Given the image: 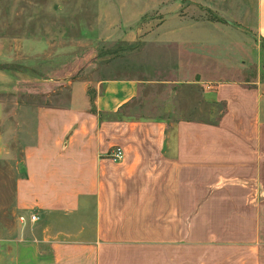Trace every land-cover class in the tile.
Listing matches in <instances>:
<instances>
[{
	"label": "crops",
	"instance_id": "obj_1",
	"mask_svg": "<svg viewBox=\"0 0 264 264\" xmlns=\"http://www.w3.org/2000/svg\"><path fill=\"white\" fill-rule=\"evenodd\" d=\"M257 17L255 31L264 40V0ZM160 82L170 94L157 118L126 112L142 91L135 79H106L75 91L65 106L24 114L32 123L21 128L16 208L39 219L22 222L30 236L18 241L9 264H264V208L240 205L237 223L186 225L183 219L221 214L193 206L213 200L216 187L229 198L237 182L245 194L264 195L261 88L257 82ZM198 85L201 107L185 114L176 98ZM203 107L206 115L196 114ZM215 117L216 124L203 120ZM7 139L0 101V159ZM116 146L125 151L118 162L111 159ZM248 210L255 214L252 237L242 226ZM231 229L241 232L238 240L225 235Z\"/></svg>",
	"mask_w": 264,
	"mask_h": 264
},
{
	"label": "rangeland",
	"instance_id": "obj_2",
	"mask_svg": "<svg viewBox=\"0 0 264 264\" xmlns=\"http://www.w3.org/2000/svg\"><path fill=\"white\" fill-rule=\"evenodd\" d=\"M259 5L260 0H0V101L8 114L7 154L0 159V264H9L18 241L30 236L16 208L21 128L29 130L32 123L24 114L65 106L75 91L83 94L106 79L142 83L140 97L126 107L137 117L159 116L170 94L160 81L168 80L242 87L257 82L264 111V40L255 31ZM201 88L179 92L182 112L201 107ZM207 109L196 114L204 116ZM219 188L213 200L192 203L221 214H184V224L237 223L240 205L264 208V195L245 194L238 182L230 198ZM242 219V235L252 237L255 214L248 210ZM225 235L238 240L241 232Z\"/></svg>",
	"mask_w": 264,
	"mask_h": 264
},
{
	"label": "built area",
	"instance_id": "obj_3",
	"mask_svg": "<svg viewBox=\"0 0 264 264\" xmlns=\"http://www.w3.org/2000/svg\"><path fill=\"white\" fill-rule=\"evenodd\" d=\"M124 156H125V151L121 146L114 147V149L112 150V153H111V159L114 162L121 161L124 158ZM28 218L31 222H36L39 219L38 215H36L34 213L29 214V216H27V215L26 216L25 215L19 216V220L21 222H26Z\"/></svg>",
	"mask_w": 264,
	"mask_h": 264
}]
</instances>
